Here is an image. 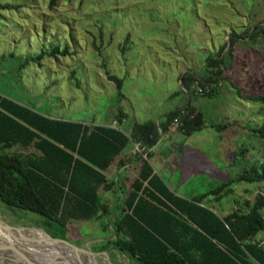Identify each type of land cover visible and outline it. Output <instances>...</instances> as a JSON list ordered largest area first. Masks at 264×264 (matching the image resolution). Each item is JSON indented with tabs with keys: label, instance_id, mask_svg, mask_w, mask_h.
I'll return each mask as SVG.
<instances>
[{
	"label": "rangeland",
	"instance_id": "rangeland-1",
	"mask_svg": "<svg viewBox=\"0 0 264 264\" xmlns=\"http://www.w3.org/2000/svg\"><path fill=\"white\" fill-rule=\"evenodd\" d=\"M210 86L215 92L209 95ZM262 94L264 0H0L2 97L45 117L112 124L122 132L148 120L166 124L150 164L171 192L185 199L203 195L204 206L219 216L264 197V179H237L264 164V137L254 132L264 125V103L251 100ZM188 104L204 121L189 135L165 119ZM148 154L134 144L107 174ZM109 184L99 189L102 206L85 219L66 218L49 229L43 217L1 202L0 218L106 251L96 264H138L111 244L126 190L121 179ZM30 232L40 236L37 230L25 235ZM256 239L264 246V231ZM15 249L6 250L22 251ZM0 256V264H24Z\"/></svg>",
	"mask_w": 264,
	"mask_h": 264
},
{
	"label": "trees",
	"instance_id": "trees-1",
	"mask_svg": "<svg viewBox=\"0 0 264 264\" xmlns=\"http://www.w3.org/2000/svg\"><path fill=\"white\" fill-rule=\"evenodd\" d=\"M207 63L213 66L216 59L209 55ZM108 79L120 87L114 75L108 74ZM181 83L188 87L185 75ZM214 92L210 86L208 94ZM251 100L264 103V94ZM182 108L186 114L178 128L188 135L200 130L202 112L189 104ZM178 111L165 114L167 123ZM122 118L118 115V122ZM159 128L165 131L167 126L148 120L134 123L126 135L114 127L45 117L0 95V202L9 210L43 217L49 229L62 226L66 218L93 216L102 206L99 189L113 184L103 171L128 142L145 149L154 145ZM254 132L264 137V125ZM24 150L29 152L22 154ZM140 161L122 199L121 214L112 224L114 248L138 264H264V246L256 239L264 231L263 196L244 210L219 216L204 206L203 195L191 199L175 195L153 173L148 160ZM237 179H264V164Z\"/></svg>",
	"mask_w": 264,
	"mask_h": 264
},
{
	"label": "water",
	"instance_id": "water-1",
	"mask_svg": "<svg viewBox=\"0 0 264 264\" xmlns=\"http://www.w3.org/2000/svg\"><path fill=\"white\" fill-rule=\"evenodd\" d=\"M0 228L9 231L16 241L21 239L28 243H26L28 250L17 253V257L6 256V258L21 261L24 264H88V259L91 264H96L95 258L99 254L107 256L106 251L94 252L82 245H73L63 238L52 237L36 227H15L0 218ZM35 230H41L44 236H37L33 232H30L32 236L25 235L26 232ZM6 249L16 250L11 244L0 246V250Z\"/></svg>",
	"mask_w": 264,
	"mask_h": 264
},
{
	"label": "crops",
	"instance_id": "crops-1",
	"mask_svg": "<svg viewBox=\"0 0 264 264\" xmlns=\"http://www.w3.org/2000/svg\"><path fill=\"white\" fill-rule=\"evenodd\" d=\"M180 109V108H179ZM124 120V119H122ZM121 123V122H120ZM104 126H109V127H114L112 124H102ZM131 131V128L129 131H125L123 132L124 134L128 135ZM161 139V137L159 138V140ZM158 140V141H159ZM157 141V142H158ZM157 142L154 144L156 145ZM136 144L138 146L137 143H134V142H128L124 148L121 150V152L119 153V155L116 156L115 160L117 161L118 159L121 160V158H118L119 156H123L124 154L126 153H130L132 152V149H133V145ZM152 145L151 147L147 148L146 150H148V156L146 157V160H148V162L150 163L149 161V158L153 155V153L150 151V149L154 146ZM144 147V146H143ZM113 162V161H112ZM112 162L110 163V165L107 167L106 170H104L103 172L105 173L106 177L107 178H110L111 180L110 181H113L114 183H117V180L118 179H121V185L123 183V185L125 186V189L126 191H124V195L130 190L131 188V183H132V180L134 177L137 176L138 172H139V168H140V164H141V161L140 160H137V159H131V160H127L125 161L124 163L121 164L120 167L117 168L116 172L115 173H109L110 175H108V170H109V167H111V164ZM118 163V162H117ZM113 166V165H112ZM117 166V164H116ZM150 166L152 167V165L150 164ZM131 168L135 171H133L131 173ZM152 171L153 173H155L157 175V171L152 167ZM114 172V171H113ZM119 172V173H118ZM159 177V175H158ZM160 178V177H159ZM161 179V178H160ZM122 185V187H123ZM99 194V192H98ZM123 195V197H124ZM181 197V196H180ZM193 198V197H192Z\"/></svg>",
	"mask_w": 264,
	"mask_h": 264
},
{
	"label": "bare ground",
	"instance_id": "bare-ground-1",
	"mask_svg": "<svg viewBox=\"0 0 264 264\" xmlns=\"http://www.w3.org/2000/svg\"><path fill=\"white\" fill-rule=\"evenodd\" d=\"M26 234V233H25ZM37 234H39L40 236H44L43 232L37 230ZM27 242L24 241V240H21V239H17V241L15 240V238L13 237V235L3 229V228H0V246L2 245H8V244H11L13 245L15 248H19L20 252H15L13 250H0V253L5 255V256H8V257H17V253H23V251L25 250H28V246L26 244ZM45 244H43L44 246ZM64 254V253H62ZM3 258L0 256V260H2ZM88 261V264H91L90 262V259L87 260Z\"/></svg>",
	"mask_w": 264,
	"mask_h": 264
},
{
	"label": "built area",
	"instance_id": "built-area-1",
	"mask_svg": "<svg viewBox=\"0 0 264 264\" xmlns=\"http://www.w3.org/2000/svg\"><path fill=\"white\" fill-rule=\"evenodd\" d=\"M185 114H186V111L183 108H180L177 115L172 119L171 124L175 125L178 128V125L180 123V117ZM179 130L183 132V129L180 128Z\"/></svg>",
	"mask_w": 264,
	"mask_h": 264
}]
</instances>
